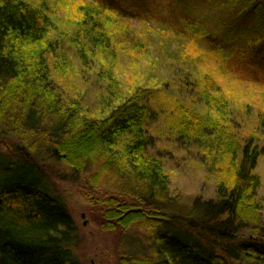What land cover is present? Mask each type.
I'll use <instances>...</instances> for the list:
<instances>
[{
  "label": "trees",
  "instance_id": "16d2710c",
  "mask_svg": "<svg viewBox=\"0 0 264 264\" xmlns=\"http://www.w3.org/2000/svg\"><path fill=\"white\" fill-rule=\"evenodd\" d=\"M199 1H174L162 30L212 69L170 75L131 0H0V264H81L57 182L123 235L118 264H264V78L236 62L264 49V0H214L224 15L200 24ZM158 144L198 158L213 198L186 204Z\"/></svg>",
  "mask_w": 264,
  "mask_h": 264
},
{
  "label": "rangeland",
  "instance_id": "374dc122",
  "mask_svg": "<svg viewBox=\"0 0 264 264\" xmlns=\"http://www.w3.org/2000/svg\"><path fill=\"white\" fill-rule=\"evenodd\" d=\"M110 5H116L115 0H106ZM176 0H131L134 10L139 13L135 19V26H133L137 34L144 37L146 40V47L154 48V52L158 53L160 61V69L163 73L168 71L170 75L178 71L179 64L196 60L197 65L202 66L203 69H212V64L209 61V56L200 57L202 53V46L196 47L189 39L177 36L174 31L162 30L170 19L171 5ZM198 10L192 16V19L200 23L204 22L205 18L212 21V16L219 14L224 15L219 2L214 0H202L198 2ZM145 8H149L150 12L143 14ZM181 18L172 20L176 29L181 25L180 22L185 21L188 17L186 14H181ZM184 18V19H183ZM147 23L146 29L142 24ZM152 27V29L150 28ZM144 33H146L144 35ZM149 39V42L147 39ZM252 48L248 46L244 52H251ZM155 53V55H156ZM238 70L244 75L260 76L264 78V49L260 50L255 55V60L251 61L249 58L241 57L236 60ZM211 65V66H210ZM208 70V71H209ZM132 71V70H131ZM250 77V76H248ZM131 83L135 81L133 71L130 72L126 81ZM252 87L249 84H246ZM245 86V88H249ZM87 101H95L100 93V87L97 84L88 86ZM160 148L155 151L163 157L167 169L172 174V182L174 191L181 194L185 203H189L195 198L211 199L214 196V185L212 179L207 176V173L201 171L197 166L196 157L181 156L177 151L164 150V144H158ZM171 143H169V147ZM177 153L176 156L173 153ZM198 160V158H196ZM197 165H196V164ZM257 173L260 175L264 183V155L261 157L257 166ZM58 195L62 198L64 203L72 213L73 219L78 227V241L75 248V255L80 260L81 264H118L119 250L123 249V235H115L113 233H103L95 223V220L89 211L86 200L81 196V193L72 186L57 182L56 187ZM260 199L264 205V187L259 191ZM184 203V202H183Z\"/></svg>",
  "mask_w": 264,
  "mask_h": 264
}]
</instances>
